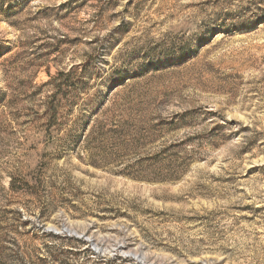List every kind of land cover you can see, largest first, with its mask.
Instances as JSON below:
<instances>
[{
	"label": "rangeland",
	"instance_id": "rangeland-1",
	"mask_svg": "<svg viewBox=\"0 0 264 264\" xmlns=\"http://www.w3.org/2000/svg\"><path fill=\"white\" fill-rule=\"evenodd\" d=\"M0 264H264V0H0Z\"/></svg>",
	"mask_w": 264,
	"mask_h": 264
},
{
	"label": "trees",
	"instance_id": "trees-1",
	"mask_svg": "<svg viewBox=\"0 0 264 264\" xmlns=\"http://www.w3.org/2000/svg\"><path fill=\"white\" fill-rule=\"evenodd\" d=\"M59 75H61V74H59ZM63 75V74H62ZM55 92L51 95V99H55V100H57V103H60L61 101H60V98H62L63 100L62 101H64V100H66V98H64L63 97V95H61V93H60V90H61V85L59 84L58 86H55ZM72 94V93H71ZM89 137H86V140L88 139Z\"/></svg>",
	"mask_w": 264,
	"mask_h": 264
}]
</instances>
